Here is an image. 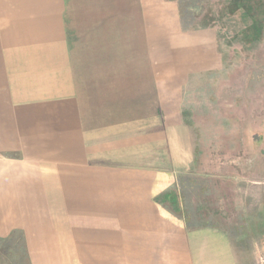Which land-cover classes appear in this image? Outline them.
I'll use <instances>...</instances> for the list:
<instances>
[{
    "label": "crops",
    "instance_id": "1",
    "mask_svg": "<svg viewBox=\"0 0 264 264\" xmlns=\"http://www.w3.org/2000/svg\"><path fill=\"white\" fill-rule=\"evenodd\" d=\"M130 2L0 0V241L28 264H241L184 211L206 175L181 93L219 41L177 1Z\"/></svg>",
    "mask_w": 264,
    "mask_h": 264
},
{
    "label": "rangeland",
    "instance_id": "2",
    "mask_svg": "<svg viewBox=\"0 0 264 264\" xmlns=\"http://www.w3.org/2000/svg\"><path fill=\"white\" fill-rule=\"evenodd\" d=\"M174 1L183 27L216 36L222 55L218 74L190 78L181 93L206 175L182 177L184 211L194 226L227 229L241 264H264V26L244 33L248 16L238 11L221 19L228 0ZM113 63L123 60L115 56ZM121 74L115 71V79ZM0 264H28L21 241H0Z\"/></svg>",
    "mask_w": 264,
    "mask_h": 264
},
{
    "label": "trees",
    "instance_id": "3",
    "mask_svg": "<svg viewBox=\"0 0 264 264\" xmlns=\"http://www.w3.org/2000/svg\"><path fill=\"white\" fill-rule=\"evenodd\" d=\"M248 16V28L244 30L247 33L248 29H254L258 33L264 26V0H228L219 10L220 18L227 19L237 13Z\"/></svg>",
    "mask_w": 264,
    "mask_h": 264
}]
</instances>
